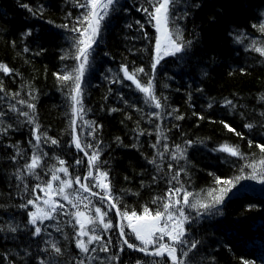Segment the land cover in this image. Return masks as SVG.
<instances>
[{
  "label": "trees",
  "instance_id": "obj_1",
  "mask_svg": "<svg viewBox=\"0 0 264 264\" xmlns=\"http://www.w3.org/2000/svg\"><path fill=\"white\" fill-rule=\"evenodd\" d=\"M81 3L83 0H0V63L12 69L7 75L0 71L4 89L0 91V112L4 113L0 128L6 129L0 132V264H39L40 260L45 264H79L81 260L84 264H171L167 257L125 247L108 201L82 190L81 196L92 201L90 214L101 207L107 213L105 222L113 224L107 230L96 225V234L103 240L88 245L96 252L84 254L76 248L78 225L70 213L77 209L63 200L58 201L64 209L41 225L42 234L32 235L28 212L33 208L27 201L41 192L32 189L46 184L51 170L60 167V159L69 169L68 177L58 173L62 179L74 180L88 172L87 158L73 143V82L57 78L77 67L73 45L79 34L70 29L81 27L78 20L86 11ZM21 4H28L33 11ZM147 6L146 0H119L103 22L83 74V111L76 119L77 137L82 147L92 145L86 147L89 155L99 151L100 170L108 173L110 198L120 212L142 214L145 206L162 210L163 200H153L167 199L168 189L175 187L191 193L192 202L210 203L208 193L219 194L225 186L218 185L217 179L232 181L229 196L211 211L184 206L189 220L185 224L187 244L181 250L198 242L185 258L187 264H264V182L260 180L264 153L256 147L264 144V56L253 50V44L264 47V33L259 31L264 23V0H179L175 26L191 44L177 56L164 57L155 72L151 67L157 35L154 22L138 11ZM29 30L31 35H25ZM122 65L130 73L145 69L138 79L144 84L153 80L160 109L124 78ZM18 100L35 105V110ZM227 100L232 105H226ZM12 104L18 111L10 110ZM19 112H28L35 124ZM156 112L159 117L151 115ZM224 123L235 132L228 131ZM249 123L252 128L245 127ZM35 125L41 135L39 151L46 155L36 174L30 175L23 166L34 151ZM45 135L58 144L52 145ZM225 144L237 146L242 155L219 151ZM17 149L22 156L13 161ZM174 153L177 159L172 158ZM153 159L156 163H149ZM249 165L255 166L256 179L249 178L253 173ZM177 171L178 183L173 179ZM237 177L245 178L237 181ZM55 183L59 185V181ZM73 189H78L75 183ZM93 191L103 195L99 188ZM172 199L180 200L178 206H182L183 192ZM84 203L87 201L80 204V211H88ZM119 218L127 238L137 244L129 236L127 220ZM108 240L112 241L108 252L99 251ZM52 243L61 248V254L54 252Z\"/></svg>",
  "mask_w": 264,
  "mask_h": 264
},
{
  "label": "snow or ice",
  "instance_id": "obj_2",
  "mask_svg": "<svg viewBox=\"0 0 264 264\" xmlns=\"http://www.w3.org/2000/svg\"><path fill=\"white\" fill-rule=\"evenodd\" d=\"M179 3V0H146L147 7H142L138 9V11H143L148 18L149 22H154L153 26L156 30V40H155V56L153 58L152 69L155 72L157 65L160 61L167 56H177L185 52V50L190 46L191 41H184L182 33L178 27L175 26V10L176 5ZM119 4V0H83V3L79 4L80 7L85 8L86 11L83 13L82 18L78 20V23L81 27L73 26L70 31L78 33L77 39L74 41V47L76 48L75 59L78 62L77 67L72 70V73H66L64 75H58L57 78L61 82H73L72 94L70 96L72 100V114L73 117H76L83 111V105L80 100L81 94V78L84 74L85 66L88 64L89 59L92 54V50L94 45L98 42V38L100 36L103 22L111 15V11L115 10V6ZM21 7L27 9L29 12H32L33 9L29 7L28 4H21ZM198 6V5H197ZM186 14V13H185ZM137 23H140L137 21ZM67 27V25H64ZM144 25L141 24V28ZM259 31L264 33V23L260 24ZM25 35H31V31L25 33ZM241 37L237 36L238 42ZM253 50L258 52L261 56H264V47H257L253 44ZM24 51H28L27 48ZM66 57H61L64 59ZM0 71H2L5 75L10 74L12 69H10L7 65L0 63ZM121 71L123 72L124 78L131 81L132 84L136 86V88L144 93L148 100H150L156 109H160L162 107L160 101L153 94V80L150 78L146 82V84L141 83L138 79V74L143 73L145 69L143 67L135 69L133 72H129L126 66H121ZM56 75V74H54ZM3 87L0 86V91H3ZM16 96L19 93L15 94ZM19 104H27V107L30 110H35V105L31 103H27L24 100H18ZM226 105H232V101H225ZM211 107V105H209ZM11 111H18L15 104L10 105ZM115 111V109H113ZM20 115H23L28 118L29 123L35 124V121L32 117H30L28 112H19ZM4 113L0 112V116H3ZM151 115L159 117L160 113H152ZM171 115V114H169ZM82 118V117H81ZM183 117H177V119H182ZM203 118V117H201ZM71 125L73 127V131L75 133V125L76 119H72ZM91 126V125H90ZM11 127V125H9ZM224 127L228 129L230 132H235V129L230 127L229 124L224 123ZM246 128H252V124H246ZM159 130V126H157ZM6 131V129L0 128V132ZM94 131V129H93ZM33 139L36 141V144L33 146L34 151L31 155L30 162L24 164V170L30 174L35 175L36 169L41 166L42 156L46 155V153L41 154L39 151V145L41 141V135L39 134V125H35L32 129ZM236 135H240L239 132H236ZM45 140H50L52 145H57L58 141L56 139H52L45 135ZM119 140V137H117ZM160 142V134L158 132L157 143ZM73 143L75 147L85 153L88 161V172L85 176H76L75 179H62L58 173H63L65 177L69 176V169L65 166L66 161L60 159L58 169L54 168L51 170V178L46 182V184L41 187V185L37 184L35 188L32 189L33 193L37 190L44 192L46 199H43L42 205L37 203V201L41 200L40 196H35L34 199H29L27 201V205H32L35 208V211L28 212V223L32 225L34 231L32 232L33 237H38L42 234L41 225L44 224L47 220L55 219V213H58L60 210L64 209L65 205L63 203H59L55 199H53V195H58L62 197L64 201H67L68 204L72 206V208L77 209V211L70 213L75 218V223L78 225V230L76 231V248L79 249L81 253L87 254L90 251L96 252L97 249L95 247L89 249L88 245H92L96 242H101L103 237L101 235L96 234V225L102 224L105 230L113 227L112 222L109 220L105 222V217L107 213L102 211L101 207H95L94 215L90 214L91 209L89 206L92 204V201L89 199V196H81L79 194L80 190L84 193H89L90 196H100L101 200L108 198V203L111 208H117V202H114L110 199L111 194V185L108 181V173L106 171H101L99 166L100 153L97 150H93L89 155L86 151L87 148H91L92 145H87L86 147H82L81 142L77 138L76 135L73 136ZM190 143V142H189ZM156 147V145H153ZM165 150L167 151L168 146L164 145ZM261 151L264 153V144H257ZM177 150L179 151V146H177ZM219 151L230 154L231 156H240L239 148L237 146L230 145H222ZM161 157H163V153H158ZM17 156H22V153L19 149H17L16 155L12 157L13 161L16 160ZM173 159H177L178 157L173 154ZM77 164H80L81 161L77 160ZM149 163L155 164V159L149 160ZM262 166H264V161L260 162ZM249 167L253 168V173L251 175V179L257 178V173L254 165H249ZM172 166L169 165V170H171ZM19 173V170H17ZM180 172L177 171L173 176L174 180L178 181V177ZM17 180L21 179V176L17 174ZM245 177H237L236 180L244 179ZM127 179V177H126ZM155 179V177L153 178ZM90 180H94L95 184H89ZM260 180L264 182V167L261 169ZM59 181V187L54 188L53 182ZM73 183L79 186L77 190V194L73 198V196L68 193L66 190L71 189L73 187ZM216 183L223 184L225 186L219 189V194H213V192H209L208 195L212 197L210 203H201L199 200L192 202L189 200L191 193L184 191L182 187H175L168 189L167 199L157 198L153 200V203H157L158 200H163L162 210L157 208L156 210H151L148 206L143 208V213L138 214L137 211L133 210L120 212L117 210V215L122 219L127 220V227L131 229V233L134 234L135 240L139 242L136 243L130 242L127 238L128 233L125 231L123 226H119L120 238L122 243L127 246L129 249H134L140 252L145 253L146 255H151L154 257H167V259L171 262V264H187V258L189 256V252L192 249L197 247L198 242H192L190 247L186 251H182V246L187 244L185 239L187 229L185 227L186 222H188L189 217L185 213V207H190L193 209L199 208L203 209L205 212H209L217 206L221 205L225 199L231 193V187L233 182L230 180L220 181L217 179ZM93 188L101 189L100 193L93 191ZM25 189L27 190V185H25ZM183 192V205L180 200H173L172 197L174 195H179ZM84 201V208L88 209V211H80V204ZM25 204H21L20 207H27ZM197 215H201L198 211ZM60 231L59 228L56 229ZM11 231L15 232L16 228H12ZM87 237L85 241L83 238ZM165 237H167V241L165 242ZM47 243V241H45ZM112 243L111 240H108L106 244L102 243L99 251L108 252V246ZM51 247L54 252L59 255L61 254V248L58 247L55 243H52ZM151 247V250H150ZM123 249H121L122 251ZM39 264H45L44 260H40ZM51 264V262H49ZM79 264H84V261L81 260ZM139 264V262H137ZM245 264H250V262L245 261Z\"/></svg>",
  "mask_w": 264,
  "mask_h": 264
},
{
  "label": "rangeland",
  "instance_id": "obj_3",
  "mask_svg": "<svg viewBox=\"0 0 264 264\" xmlns=\"http://www.w3.org/2000/svg\"><path fill=\"white\" fill-rule=\"evenodd\" d=\"M78 186V185H77ZM53 187L54 188H58L59 187V185L57 186L56 185V183H55V181L53 182ZM78 189H79V186H78ZM78 189H73V187L71 188V189H67L66 191L68 192V193H70L72 196H73V198L75 197V195L77 194V190ZM79 194H80V192H79ZM81 195V194H80ZM38 196H40L41 197V200L40 201H37V203L38 204H40L41 206H43L42 205V201H43V199H46L47 197L45 196V194H44V192H40V194L38 195ZM53 199H55L56 201H58V200H63L62 199V197H60V196H58V195H53ZM64 201V200H63ZM59 202V201H58ZM64 202H67V201H64ZM60 203V202H59ZM32 206V205H31ZM32 211H35V208L32 206ZM119 221H120V218H119ZM129 229V228H128ZM129 236L131 237V238H133L134 240H135V236H134V234H132L131 233V229H129ZM167 237H165V239H166ZM85 241L87 240V237H84L83 238ZM136 241V240H135ZM138 242V241H137ZM137 244H139V242L137 243Z\"/></svg>",
  "mask_w": 264,
  "mask_h": 264
},
{
  "label": "water",
  "instance_id": "obj_4",
  "mask_svg": "<svg viewBox=\"0 0 264 264\" xmlns=\"http://www.w3.org/2000/svg\"><path fill=\"white\" fill-rule=\"evenodd\" d=\"M82 82H83V76H82V78H81V85H82ZM77 118V116L76 117H74V119H76ZM72 135L74 136V135H76V132L74 133V131H72ZM77 136V135H76ZM82 152V151H81ZM83 154H84V156L87 158V156L85 155V153L84 152H82ZM100 197V196H99ZM104 200H106V201H108V198H106V199H104ZM113 209V211H114V213H115V215H116V218H117V222H118V231H119V226H120V223H119V216L117 215V208H112ZM119 235H120V232H119ZM125 247H127L126 245H125ZM132 250H134V249H132ZM135 251H137V250H135ZM137 252H140V251H137ZM140 253H143V252H140Z\"/></svg>",
  "mask_w": 264,
  "mask_h": 264
}]
</instances>
